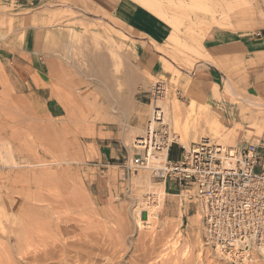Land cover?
<instances>
[{"label":"rangeland","instance_id":"rangeland-1","mask_svg":"<svg viewBox=\"0 0 264 264\" xmlns=\"http://www.w3.org/2000/svg\"><path fill=\"white\" fill-rule=\"evenodd\" d=\"M224 1L127 0L156 21L157 30L131 12L102 10L86 0L81 9L57 13L60 50L51 87L64 116L30 113L0 96V264H227L203 245L197 204L154 178L152 169L163 162L131 166L154 107L165 110L174 102L178 126L164 115L165 126L171 137L188 132V148L206 138L224 148L263 142L264 106L242 101L245 124L227 129L186 75L203 57L199 44L211 19L225 12ZM233 11L237 24L264 22V0H245ZM155 60L160 74L151 69ZM156 83L164 91L151 100ZM227 88L224 94L233 99ZM172 146L185 148L176 139ZM147 189L165 193V200L156 211L141 212L144 223L147 214L155 218L139 227L135 216L143 196L150 198Z\"/></svg>","mask_w":264,"mask_h":264},{"label":"crops","instance_id":"crops-1","mask_svg":"<svg viewBox=\"0 0 264 264\" xmlns=\"http://www.w3.org/2000/svg\"><path fill=\"white\" fill-rule=\"evenodd\" d=\"M76 1L0 0V96L18 100L30 113H43L52 118L64 116L65 109L53 97L51 87L58 65L56 54L60 50V18L56 15L66 8L76 11L85 7V0ZM86 1L102 10L111 6L112 11L121 10L124 15L131 12L134 17L147 20L150 27L157 30V22L132 8L127 0ZM222 5L225 12L221 15L220 10L221 17L211 19L212 26L199 44L203 57L195 61L194 68L186 75H190L208 98L220 124L229 129L245 124L240 119L242 101H256L264 106V22L256 26L237 24L231 17L233 2H229V8L227 4ZM223 17L227 21L222 20ZM160 66V62L155 60L151 69L160 74ZM227 86V90L234 94L233 99L224 94ZM132 121L141 125L137 119ZM239 145L243 142H237L236 147ZM105 148L109 155L113 153L111 144ZM173 150L176 160L180 152L171 147V152ZM164 188L171 192L176 190L168 182L164 183Z\"/></svg>","mask_w":264,"mask_h":264},{"label":"built area","instance_id":"built-area-1","mask_svg":"<svg viewBox=\"0 0 264 264\" xmlns=\"http://www.w3.org/2000/svg\"><path fill=\"white\" fill-rule=\"evenodd\" d=\"M163 91L160 83L151 86V100ZM160 111L154 108L146 122V135L138 140L143 148L131 166L147 169L154 154L165 150V161L152 169L153 176L197 204L203 245L227 264H264V142L230 149L201 139L170 160L175 139Z\"/></svg>","mask_w":264,"mask_h":264},{"label":"bare ground","instance_id":"bare-ground-1","mask_svg":"<svg viewBox=\"0 0 264 264\" xmlns=\"http://www.w3.org/2000/svg\"><path fill=\"white\" fill-rule=\"evenodd\" d=\"M245 0H229L228 1V3L226 2H223L224 4H229V2H233V5H231L230 7L231 8H235L237 5H239V4H242V2H244ZM223 3H221V4H223ZM223 6V5H222ZM227 8H229V5L227 6ZM200 47V46H199ZM200 55V54H199ZM154 100V99H153ZM155 100H158V99H155ZM172 105H173V107L170 105V103L167 105V107L165 108V110H162L160 107H157V108H159L161 111L160 112H162L163 113V116L164 115H166V116H171L172 117V125L174 124V127H177L178 126V118H179V111H178V105H177V103L176 102H174V103H172ZM166 106V105H165ZM154 108H156V107H154ZM192 111H194V109H189V112H191V113H193ZM152 112H153V110H152ZM151 115H152V113H151ZM151 117V116H150ZM171 117H170V119H171ZM211 120H212V122L213 121H215V119H214V117L212 118L211 117ZM217 120V119H216ZM218 121V120H217ZM163 124H165V120H164V117H163ZM185 130V129H184ZM182 132H183V130H181ZM180 133L179 131H178V133L176 132H174L175 134H176V136L174 135L173 136V139H176L177 140V142H179L180 144H182L183 146H185V148H188L187 147V143L185 142V140H184V134L185 133H188V132H185L184 134L183 133ZM139 138H143V137H139ZM207 139V138H206ZM209 139V138H208ZM139 140V139H138ZM223 140V139H222ZM212 141V140H211ZM210 141V142H211ZM213 142V141H212ZM136 144H137V146H138V148H143L142 146H139L138 144H140V142H138V141H136ZM213 144H215L216 146H218V147H225V146H223L219 141H216V142H213ZM230 148V147H229ZM230 149H232V148H230ZM165 150H162L160 153H156V154H154V157H153V159H157V161L158 162H164L165 161ZM152 159V160H153ZM151 160V161H152ZM150 161V162H151ZM153 162V161H152ZM153 165V164H152ZM151 168H152V166H151ZM148 169V168H147ZM146 180V179H145ZM181 193H184L185 195H186V192L184 191V192H181ZM147 196H149L150 198H145L144 196H143V198H142V202H140L139 201V205L140 204H142V206H141V208H137V215L135 216V219H136V223H137V225L139 226V227H141L142 225H145L148 221H149V218H151V217H153V218H155V216H154V212H152L151 214H147L148 215V218H147V222H143L142 221V219H141V212H145V210H149L150 212H151V207L156 211L161 205H163L164 203V200H165V197H164V195H165V193H161V192H158V193H153V192H151V191H149V189H147V194H146ZM185 197H187V196H185ZM151 198H154V199H151ZM149 199L151 200L149 203H146V201L148 200L149 201ZM144 205H145V207H144ZM180 209H183V206L182 205H180ZM153 210V211H154ZM4 215V214H3ZM146 215V214H145ZM197 216V214L195 215V217ZM198 217V216H197ZM200 218V217H199ZM154 220V219H153ZM146 221V220H145ZM197 221H198V219H197ZM147 226H148V228H150L151 227V221L149 222V224H147ZM143 227V226H142ZM145 227V226H144ZM13 239H15V237L14 238H11V237H9L8 238V241H11V240H13ZM18 241H21V240H18ZM23 241H21V243H22ZM19 243V242H18ZM61 243V242H60ZM85 243V242H84ZM56 244V243H55ZM61 244H63V243H61ZM67 244V243H66ZM72 245L71 246H73L74 245V242L73 243H71ZM86 244V243H85ZM57 245V244H56ZM65 245V244H64ZM83 245V244H82ZM46 246H47V243H46ZM55 246V245H54ZM62 246V245H61ZM70 246V245H69ZM88 245H86V247H87ZM91 246V245H90ZM200 246V245H199ZM57 247V246H56ZM65 247V246H64ZM45 248H47V247H45ZM50 248V247H49ZM51 248H53V247H51ZM69 248V247H68ZM93 248V247H92ZM199 248H201V246L199 247ZM54 249H55V247H54ZM60 249H62V248H60ZM58 250V249H57ZM73 250V249H72ZM85 250V249H84ZM90 250V249H89ZM11 251V250H10ZM53 251V250H52ZM55 251V250H54ZM35 252V251H34ZM58 252V251H57ZM64 252V251H63ZM45 253V252H44ZM48 253V252H47ZM54 253V252H53ZM53 253H51V254H53ZM85 253V252H84ZM64 254V253H63ZM62 255V254H61ZM204 253H203V251L201 252L200 251V249L198 250V253H197V256H196V258H197V261H203V258H204ZM217 255H219V254H217ZM9 256V255H8ZM33 256V255H32ZM43 256V255H42ZM46 256V255H45ZM40 257V256H39ZM43 258V257H42ZM206 258V257H205ZM21 259H23V258H21ZM33 259V258H32ZM37 259V258H36ZM36 259L34 258V261H36ZM39 259V258H38ZM94 259V258H93ZM96 259V258H95ZM42 260V259H41ZM44 260V259H43ZM48 260V259H47ZM209 262V261H208ZM36 263V262H35ZM94 263V262H93ZM210 263V262H209ZM38 264V263H37ZM199 264V263H198Z\"/></svg>","mask_w":264,"mask_h":264},{"label":"trees","instance_id":"trees-1","mask_svg":"<svg viewBox=\"0 0 264 264\" xmlns=\"http://www.w3.org/2000/svg\"><path fill=\"white\" fill-rule=\"evenodd\" d=\"M171 147H173V146H171ZM171 147H170L169 152H168V158H169L170 160H174V157H175V156L172 155Z\"/></svg>","mask_w":264,"mask_h":264}]
</instances>
